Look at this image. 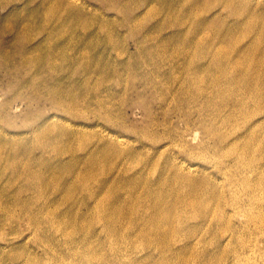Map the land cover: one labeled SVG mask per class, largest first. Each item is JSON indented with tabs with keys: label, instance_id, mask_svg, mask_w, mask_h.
Listing matches in <instances>:
<instances>
[{
	"label": "rangeland",
	"instance_id": "rangeland-1",
	"mask_svg": "<svg viewBox=\"0 0 264 264\" xmlns=\"http://www.w3.org/2000/svg\"><path fill=\"white\" fill-rule=\"evenodd\" d=\"M185 1L122 0L111 9L100 6L99 0H77L90 20L87 25L79 23V28L85 27L82 31L90 42L83 46L80 58L33 63L21 70L19 76L51 82V77L61 74L62 82L68 79L75 85L85 82L88 87L69 90L67 99L71 101L68 103L74 101V105L53 106L51 102L55 97L50 96L53 90H41L40 96L46 99L29 106L18 97L32 95V86H17L12 78L6 77L7 71L0 69V116L6 118L5 121L0 119V128L9 138L13 134L22 136V141L31 148L37 141L36 134L42 137L43 148H34L33 155L15 160L23 172L30 174L42 172L40 167L46 162L57 163L51 149L60 148L65 152L64 160L74 166L73 157L79 148H88L98 155L116 148L117 153L103 155L96 165L98 180L107 185L98 190V207L91 209L92 212L100 208L99 212L113 221H133L137 214L142 219L151 211L154 214L155 203L158 205L161 199L177 204L182 200L176 212L192 213L195 217L189 222L202 227L204 224L206 228L200 232L195 246H188L186 255H197L196 261L205 257L208 263L206 253H214L216 257L209 264H264V108L258 111L257 120L238 121L241 129L232 143L250 151L245 152V164L241 167L232 154L222 158L197 152L206 144H217L218 137L210 133V128L221 125L224 129L223 118L235 112L228 96L248 101L251 92L264 93V0H197L200 6L190 14L179 12ZM165 4H173V9L165 11ZM195 17L199 23H204V34L199 35L208 41L214 40L210 52L204 44L193 47L186 44L184 49L177 46L179 40L187 41L190 37L188 30L194 26ZM58 20L63 18L58 15ZM77 30L75 33L80 32ZM174 33L173 39L171 34ZM67 36L68 33L62 35ZM39 40H33V45ZM181 52L188 54L189 64H193L196 56L207 53L199 59V64L209 63L216 57L221 66L205 75L179 73L175 70L174 57ZM65 65L76 74L62 73ZM216 77L222 82L219 84L224 91L221 96L214 93L212 81ZM223 77L249 78L250 83L242 92L231 93L236 79L226 83ZM201 79L208 85L204 89L206 99H202V89L199 87L197 91L193 86ZM177 96L181 99L177 100ZM12 98L18 99L11 108L8 105L3 108L2 104ZM219 98L225 101L221 116L216 117L213 108L207 110L205 116L203 100L210 104V100L217 102ZM57 99L62 101L59 95ZM25 117L28 123L23 122ZM34 123L39 125L34 126ZM48 123L51 125L41 126ZM57 127L61 128L60 132L55 131ZM251 146L256 156L251 157ZM253 160L258 162L254 161L251 167ZM83 164L81 158L74 173L79 170L83 173ZM174 170L195 179L199 192L194 195L186 189L181 195V182L165 183ZM11 171L6 169L0 176V186L10 198L24 183L21 175L13 178ZM257 175L261 181H257ZM70 179L67 178V182ZM244 179L248 184L242 185ZM44 180L47 186L41 188L45 194L40 202H45L46 207L32 215L43 219L54 217L53 221L47 218L49 221L32 224L26 211H14L10 205L0 206V264H83L80 251H86L84 245L76 242L80 245L76 249L73 241L65 239L62 231L54 226L57 224L55 216L68 213V206L74 200L84 199V192L74 190L72 198L67 199L59 183L64 178H52L44 173ZM109 183L116 186L115 190ZM205 192L212 208L209 213L216 214H209L207 221H202L193 210L201 206L194 199ZM53 201L57 203L54 205ZM113 201L120 202L122 209L107 207ZM250 207H255L252 215L247 212ZM85 209L77 207L80 212ZM169 216L177 219L175 212ZM95 228L97 232L91 238L76 228L68 230L73 234L72 239L92 240L95 244L102 241L105 246L109 239L118 237L120 240L117 232ZM116 228L119 227L116 225ZM156 242L152 241L153 247L142 245L139 254H156Z\"/></svg>",
	"mask_w": 264,
	"mask_h": 264
},
{
	"label": "bare ground",
	"instance_id": "bare-ground-1",
	"mask_svg": "<svg viewBox=\"0 0 264 264\" xmlns=\"http://www.w3.org/2000/svg\"><path fill=\"white\" fill-rule=\"evenodd\" d=\"M76 1L77 0H0V69L7 71L6 77L9 76L12 78V82L15 81L17 86H32L34 89L32 95L29 94L22 98L18 97L26 101V105L30 106L34 102L45 100L46 98L40 96L41 90L47 92L53 90V92H50V96L55 97L52 98L51 102L53 106L59 105L63 107L62 103L64 107L70 106V104L74 105V101L68 103L71 101L67 99L70 95L69 90L71 88L81 89L83 87H88L85 82L77 85L69 79L66 82H62L61 74H59L57 78L55 76L51 77V82L42 81L41 78L19 76L21 70L28 69L33 63L54 62L56 60L74 61L80 58L83 46H85L86 42H90H88L85 31H82L85 27L79 28V23L87 25V23H90V20ZM120 1L122 0H99L100 6L111 9H115V4ZM198 6L200 5L197 0H186L182 3L179 12L190 14L194 12L195 7ZM172 9L173 4H165V11L170 12ZM123 10H125L124 7ZM58 15L63 18L62 21L58 20ZM196 17L193 18L195 22L194 26L188 30V35H190V37L187 41L179 40V45L177 46L180 49H184L186 44L190 47L204 44L209 51L214 40L208 41L203 35H199V33L204 34L202 32L204 23H199ZM76 29L80 32L75 33ZM67 33L68 36L63 38L62 35H66ZM175 37V33L171 34V38L174 39ZM36 39L39 41H36V44L33 45V40ZM26 43L30 45L27 46ZM69 49H71V51H68ZM207 49L203 47L204 52H207ZM205 56H207V53L203 56H196L193 64H189L187 62L188 54L186 52H181L174 57L176 60L175 70L179 73L194 72L195 74L205 75L212 69H217L221 66L216 57L209 61V63L199 64V59H203ZM83 57H85V54ZM221 72H223V69ZM62 73L71 76L76 74L69 65H65ZM230 79H236L234 86L231 88V93L242 92L245 85L250 83L249 78L223 77V81L226 83L229 82ZM187 83L190 84L191 82L187 80ZM220 83L222 84L221 79L218 77L212 81L215 90L214 93L217 94V96H221V94L224 93L222 87L219 86ZM193 86L197 91L200 87L202 89V99H206V92L204 89L208 87V85L205 80L201 79L198 84L195 82ZM36 90H39L40 94L36 92ZM184 90L185 88L181 91L182 94H184ZM57 93L62 98V101L60 99L55 100L58 98ZM263 95L264 93L251 92L248 101L244 98L242 101H239L231 95L228 96V99L232 102L230 106L235 112L223 118L224 120L221 124L225 126L224 129L221 128V125H215L210 128V133H216L218 137L217 144H206L197 151L198 154H213L222 158L232 154L239 167L244 165L245 152L248 151V148L245 150L239 149L236 147L235 143L233 144L232 142L237 139L238 136L236 132L241 129V125L239 126L238 121L245 120L246 118L257 120L259 117L258 111L264 108ZM245 97H248L247 94H245ZM18 98L7 100L5 104H2V107L6 108V105H8V108H11L12 104L16 102ZM180 99L181 97L177 96V100ZM203 101L202 111L205 113V116L206 111L212 108L214 109H212V111L215 112L216 117L221 116L220 109L224 106L223 103L225 101H222L221 98H219L217 102L210 100V104L206 100ZM77 107H79V104ZM38 113L40 114V111H38ZM0 119L5 121L6 118L0 116ZM23 122L28 123V117L27 119L25 117ZM44 122H46V120ZM36 125L39 124L34 123V126ZM43 125L47 126L51 125V123L41 124V126ZM41 126L39 128H41ZM60 130V127L55 128L56 132H60ZM231 131L234 132L232 133ZM2 133L3 131L0 128V176L6 169H10L12 170L11 175L14 176L13 178H17V176L21 175L24 183L18 193L12 195V198H10L6 192H4L5 190L3 187L0 186V206L10 205L14 211H26L27 214L30 215L29 221L32 224H35L36 221H49L48 219L53 221L52 218L54 217L49 216L47 217L48 219L46 217L43 219L36 214L32 215L35 212L38 214L39 210L46 207L45 202H40L45 194V191L41 188L47 186L44 180V173L49 174L52 178L61 177L65 179L59 183L67 199L72 198L74 190L83 191L84 199L79 201L74 200L72 204L68 206V213L55 216L57 224L54 226L57 230L62 231L65 239L73 241L75 248L76 246L80 248V245L76 244V242L84 245V248L88 252L84 249H80V259L83 264H153L157 257L156 264H209L216 257L214 253H206V260H208V263H206L204 261L205 257L201 259L198 258L196 261L197 255H186L188 246H195L194 242L199 241L198 236L200 232L206 228L204 224V227H202L189 222L190 218L195 217L192 213H184V211L182 213L176 212L177 209L181 207L180 204L182 200L178 201L177 204L176 202L169 201L170 199L165 198V201L161 199V202H158L159 206L155 203L156 208L154 214H152L151 211L149 215L143 219L137 214L133 221H113L108 217L106 218L104 212H99L101 210L100 208L99 211L92 212L91 209L98 207V190L107 185L105 181L101 182L98 180L96 165L103 159V155L117 153L116 148H113L114 150L110 153L105 152L99 155L89 151L88 148H79L80 151L74 154L73 157L76 159H74L75 161L73 162L74 166L69 165L68 162L64 160L63 154L65 152L62 153L60 148L51 149L50 153L55 156L54 160H56L57 163L46 162L40 167L42 172L39 174H30V172H23V169H20V166H18L15 160L17 158L33 155L34 148H43L45 145L42 142V137H38L36 134L35 137H37V141L35 146L31 148L26 141H22V136L21 139L20 136L13 134L11 136L12 138H9ZM250 150L252 151L251 157L256 156L254 155L255 149L253 146H251ZM249 152L250 151H248V153ZM81 158L84 159L83 165L85 171L80 173L81 170H79L74 173L75 169L78 170L79 160H81ZM254 161L258 162V160L251 161V167L254 166ZM67 178H71V181L67 182ZM261 180L262 178L257 175V181ZM171 182L174 184L178 182L182 183L183 188L181 195H183L186 189L193 191L194 195L195 192H199L196 188L195 179L179 171L174 170L171 179L165 181L167 184ZM246 184H248V182L245 181V179L242 180V185ZM108 185L115 190L116 186L114 184L109 183ZM126 194L130 195L129 193ZM206 194L205 192L199 199H194V202L201 206L199 209L196 208L193 210L195 215L203 219L202 221H207V215L216 214V212L209 213L212 208L209 206L210 203L206 199ZM210 194H212L211 191ZM105 200L108 202L109 195ZM47 203H49V201L46 202V204ZM52 203L55 205L57 202L53 201ZM101 204L104 207L106 205L103 201ZM81 206L86 208L85 211L80 212L77 210V207L81 208ZM107 207L114 210L122 209L121 203L115 201L109 203ZM254 208L255 207H250L247 212L252 215ZM138 209L139 207L136 208V210ZM173 212L177 213L176 220H173L171 218L172 216H169ZM116 225L119 227L118 229ZM95 226L108 233H119L120 240L118 237L109 239L108 245L105 246L102 241L101 243L95 244L92 240L86 241L78 237L72 239L73 234L68 230L70 227H73V229L76 228L79 233H82L84 236L88 235L89 238H91L93 235L95 236L97 232ZM152 241H157V249L155 247L156 254H139V249L142 245L153 247L151 244ZM104 249L105 251H103Z\"/></svg>",
	"mask_w": 264,
	"mask_h": 264
}]
</instances>
